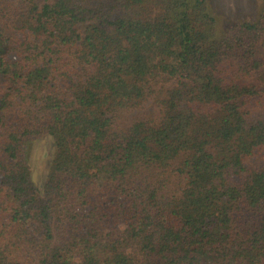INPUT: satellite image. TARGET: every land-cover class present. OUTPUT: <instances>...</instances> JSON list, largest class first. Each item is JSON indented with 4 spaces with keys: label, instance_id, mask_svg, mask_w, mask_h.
<instances>
[{
    "label": "trees",
    "instance_id": "16d2710c",
    "mask_svg": "<svg viewBox=\"0 0 264 264\" xmlns=\"http://www.w3.org/2000/svg\"><path fill=\"white\" fill-rule=\"evenodd\" d=\"M216 24L208 0H0V264H264V0Z\"/></svg>",
    "mask_w": 264,
    "mask_h": 264
},
{
    "label": "rangeland",
    "instance_id": "374dc122",
    "mask_svg": "<svg viewBox=\"0 0 264 264\" xmlns=\"http://www.w3.org/2000/svg\"><path fill=\"white\" fill-rule=\"evenodd\" d=\"M208 3L216 18L219 34L237 23L256 22L262 9V0H208ZM54 150L51 137L41 139L32 148L29 163L37 186L46 180Z\"/></svg>",
    "mask_w": 264,
    "mask_h": 264
}]
</instances>
